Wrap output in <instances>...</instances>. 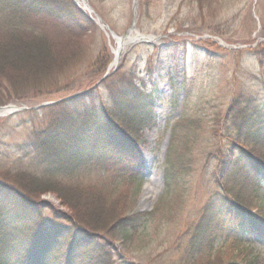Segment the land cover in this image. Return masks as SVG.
Returning a JSON list of instances; mask_svg holds the SVG:
<instances>
[{"label":"trees","instance_id":"obj_1","mask_svg":"<svg viewBox=\"0 0 264 264\" xmlns=\"http://www.w3.org/2000/svg\"><path fill=\"white\" fill-rule=\"evenodd\" d=\"M54 2L0 0V106L33 91L40 96L52 89L63 91L78 81L60 78L73 75L83 63L96 25L83 13ZM96 58L89 65L93 79L104 74L108 49ZM122 68L85 95L25 112L34 125L35 138L29 142L6 144L5 135L0 137V264H12L27 253H35L36 260L42 256L43 264H126L110 242L141 221L143 214L134 213L139 175H130L122 162L119 171L91 174L95 164L111 161L108 155L88 161V167H67L69 150L76 145L104 144L143 130L140 117L151 107L143 79ZM229 106L224 113L217 110L205 117L194 109L173 125L166 189L156 207L163 211L169 199L180 200L177 193L192 174V149L205 146L200 144V126L212 117V141L206 147L216 145L203 154L215 160L213 179L223 211L264 229V193L252 180L257 182L264 172V98L237 99ZM39 117L42 126L35 125ZM36 165L40 172L28 168ZM46 194L59 200L64 211L42 200ZM220 215L222 211L203 210L188 247L178 246L179 261L168 264H263L260 256L245 252L247 247L230 255L234 246L214 245L210 231ZM21 225L28 230L23 237L17 234Z\"/></svg>","mask_w":264,"mask_h":264},{"label":"rangeland","instance_id":"obj_2","mask_svg":"<svg viewBox=\"0 0 264 264\" xmlns=\"http://www.w3.org/2000/svg\"><path fill=\"white\" fill-rule=\"evenodd\" d=\"M138 1L140 33L160 37L154 46L137 44L127 47L123 55L124 69L145 77L147 94L152 102L148 109L150 114H143L148 126L143 132L136 133L142 139L137 156L142 183L136 193L138 200L134 213L143 215L138 219L141 221L136 228L120 232L113 241H107L124 256L126 264L147 263L148 260H154L153 264H168L179 261L181 254L178 246L184 244L188 247L190 232L199 221L201 212L205 209L217 212L224 207L222 203L218 204L219 189L213 179L215 160H208V154H203L213 151L216 145V142H212L206 147V143L212 141L208 130L212 125L211 117L208 123L200 126V144L205 146L196 145L192 149L196 150L192 153V174L187 178L185 187L177 193L180 200L171 198L165 210H157L156 205L165 191L164 168L170 128L194 109L197 115L205 117L217 110L224 113L237 99L264 98V0ZM87 3L93 9L94 17L97 14L105 20L107 18L110 30L120 37L132 25L133 0H87ZM54 4L86 13L77 0H55ZM220 40L228 47L221 46ZM88 44V54L83 63L74 69L75 73L60 78V81H65L75 76L74 81L80 80L77 87L69 84V89L58 92L52 89L41 96L33 91L29 97L17 99L19 102L15 103L16 106L31 109L83 92L81 89L95 83L96 79L90 77L89 65L106 46L111 54L117 46L112 36L98 25L93 28ZM152 67V78H149L148 71ZM42 120L37 118L35 125L42 126ZM33 127L29 114L25 112L9 117L0 116V137L5 135L6 144L29 142L35 138ZM123 152L120 151V157L127 154ZM9 153L12 156L13 152ZM115 163L105 162L104 166L100 163L90 173L119 171ZM28 168L33 172L41 171L38 165ZM135 172H139V167ZM252 180L255 181L253 177ZM260 180L264 189V173ZM46 199L57 205L53 197L47 195ZM256 202V206H259V202ZM212 226L214 230L211 236L215 238L217 247L230 246L238 237L245 238L255 245L253 251L249 249L245 252L254 257L260 255L264 264L262 234L246 228L240 221L234 223L227 214ZM18 228L22 229V225ZM241 247L234 246L230 255L241 252ZM244 256L239 254V257Z\"/></svg>","mask_w":264,"mask_h":264},{"label":"water","instance_id":"obj_3","mask_svg":"<svg viewBox=\"0 0 264 264\" xmlns=\"http://www.w3.org/2000/svg\"><path fill=\"white\" fill-rule=\"evenodd\" d=\"M121 56H120V52H119V54L117 55V60H119V58H120ZM107 75V74H106ZM69 98V97H68ZM67 98V99H68ZM57 102H59V101H57ZM56 102H52V103H46V104H42V106H51V105H53V104H55ZM42 106H40V107H42ZM9 107H11V106H9ZM9 107H5V108H0V110L2 109H9ZM39 107V108H40ZM21 110V109H20ZM20 110H14V111H20ZM10 113H13V112H10ZM10 113L8 114V115H10Z\"/></svg>","mask_w":264,"mask_h":264},{"label":"bare ground","instance_id":"obj_4","mask_svg":"<svg viewBox=\"0 0 264 264\" xmlns=\"http://www.w3.org/2000/svg\"><path fill=\"white\" fill-rule=\"evenodd\" d=\"M120 46L122 47L124 45H120ZM121 47H119L118 44H117V47L114 50V54H116L120 49H122ZM10 110H12V109L9 108L8 110H3L0 114H7V113L10 112Z\"/></svg>","mask_w":264,"mask_h":264},{"label":"snow or ice","instance_id":"obj_5","mask_svg":"<svg viewBox=\"0 0 264 264\" xmlns=\"http://www.w3.org/2000/svg\"><path fill=\"white\" fill-rule=\"evenodd\" d=\"M3 191H0V200H2V198H3Z\"/></svg>","mask_w":264,"mask_h":264}]
</instances>
